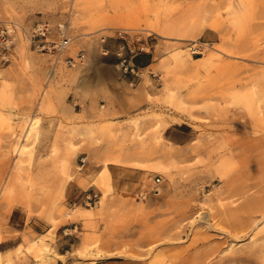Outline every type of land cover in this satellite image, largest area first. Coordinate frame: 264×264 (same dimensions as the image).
I'll return each mask as SVG.
<instances>
[{
    "label": "rangeland",
    "instance_id": "obj_1",
    "mask_svg": "<svg viewBox=\"0 0 264 264\" xmlns=\"http://www.w3.org/2000/svg\"><path fill=\"white\" fill-rule=\"evenodd\" d=\"M0 20L23 27L0 64V264H264V193L239 206L264 187V0H0ZM44 21L66 22L59 60L29 40Z\"/></svg>",
    "mask_w": 264,
    "mask_h": 264
},
{
    "label": "built area",
    "instance_id": "obj_2",
    "mask_svg": "<svg viewBox=\"0 0 264 264\" xmlns=\"http://www.w3.org/2000/svg\"><path fill=\"white\" fill-rule=\"evenodd\" d=\"M19 30H23V27L18 22L13 20H0V64L11 60ZM28 37L36 48L51 53L57 60L61 58L70 43L65 21L59 22L54 31H52L48 22L38 23L28 32ZM118 37L120 43L117 46L116 55L120 59L121 64L125 67L126 71L130 68L136 75L140 74L139 69L136 71V67L132 62V58L140 50L145 49L144 45L140 46L139 44L140 36L128 30H122L118 33ZM82 57L83 54L78 52L76 56H64L63 61L67 65H74ZM158 181H160L159 178H157Z\"/></svg>",
    "mask_w": 264,
    "mask_h": 264
},
{
    "label": "bare ground",
    "instance_id": "obj_3",
    "mask_svg": "<svg viewBox=\"0 0 264 264\" xmlns=\"http://www.w3.org/2000/svg\"><path fill=\"white\" fill-rule=\"evenodd\" d=\"M22 31V30H21ZM30 130V129H29ZM242 191H240V193H241ZM263 193H264V187H262L260 190H259V192L258 193H251V194H249V193H245L243 196L245 197V196H247L249 199H248V201L246 202V203H241L239 206L241 207V208H243V209H245V211H249V209H251L252 208V205H254V204H257L258 202H259V200L258 199H261L262 198V196H263ZM235 207H237V206H235ZM241 208H239V209H241ZM242 209V210H243ZM263 209V208H262ZM248 217H250V216H248ZM252 218H253V216H252ZM254 219V218H253ZM211 225V224H210ZM235 228V227H234ZM237 231L239 230V224H238V226H237ZM210 241V240H209Z\"/></svg>",
    "mask_w": 264,
    "mask_h": 264
}]
</instances>
